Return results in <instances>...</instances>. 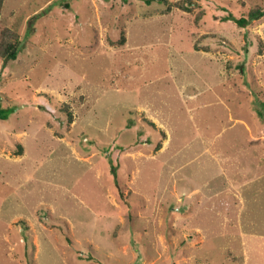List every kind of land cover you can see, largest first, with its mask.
I'll return each instance as SVG.
<instances>
[{
  "label": "rangeland",
  "instance_id": "1",
  "mask_svg": "<svg viewBox=\"0 0 264 264\" xmlns=\"http://www.w3.org/2000/svg\"><path fill=\"white\" fill-rule=\"evenodd\" d=\"M168 1H4L0 264H264V0Z\"/></svg>",
  "mask_w": 264,
  "mask_h": 264
},
{
  "label": "trees",
  "instance_id": "2",
  "mask_svg": "<svg viewBox=\"0 0 264 264\" xmlns=\"http://www.w3.org/2000/svg\"><path fill=\"white\" fill-rule=\"evenodd\" d=\"M5 0H0V15H1V11H2V7L4 4ZM153 1L159 2L161 4H169L168 0H146L147 3L151 4ZM182 3L185 4H181L180 2L178 3L179 7H183L185 9L191 10L192 6L195 4V2L193 0H186L183 1ZM187 4V5H186ZM264 14V10L261 8H257L255 10L250 11L247 15H244L241 18H237L235 17L233 14H230L228 17H226L225 19H233L235 21H237L239 23V25L241 26H246L248 25L251 21H253L254 19L260 18L261 16H263ZM1 41H0V58L4 59L5 61H10V60H16L20 53H21V47H22V42L21 39L19 38V36L12 32L10 29L8 28H4L1 31ZM1 110L2 108L0 107V118L1 119H5L6 116L1 115ZM150 125L154 126L153 122H149ZM161 134L162 136L165 137V132L161 130ZM162 146V142H158L156 144V150L160 149ZM22 152V149H20V152L18 154H20ZM179 209V208H177Z\"/></svg>",
  "mask_w": 264,
  "mask_h": 264
}]
</instances>
